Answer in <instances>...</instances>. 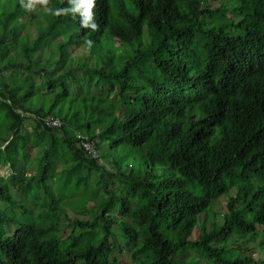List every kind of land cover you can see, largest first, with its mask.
<instances>
[{
	"label": "trees",
	"instance_id": "16d2710c",
	"mask_svg": "<svg viewBox=\"0 0 264 264\" xmlns=\"http://www.w3.org/2000/svg\"><path fill=\"white\" fill-rule=\"evenodd\" d=\"M69 7L0 0V264H264V0Z\"/></svg>",
	"mask_w": 264,
	"mask_h": 264
},
{
	"label": "clouds",
	"instance_id": "9594fccd",
	"mask_svg": "<svg viewBox=\"0 0 264 264\" xmlns=\"http://www.w3.org/2000/svg\"><path fill=\"white\" fill-rule=\"evenodd\" d=\"M95 0H70L71 7L69 8H45V11L53 13L55 15H60L61 13H76L79 12L80 16L82 17L81 19V25L83 27H89L92 29H96L98 25L96 22L93 20V13H92V8ZM22 6L25 8H33L35 7L36 3H39L41 5H47L48 0H21ZM93 41L87 40L86 44L88 46H91Z\"/></svg>",
	"mask_w": 264,
	"mask_h": 264
},
{
	"label": "built area",
	"instance_id": "2783aa9c",
	"mask_svg": "<svg viewBox=\"0 0 264 264\" xmlns=\"http://www.w3.org/2000/svg\"><path fill=\"white\" fill-rule=\"evenodd\" d=\"M47 126H51V127H58L61 125V121L60 120H50L46 122ZM80 137V136H79ZM82 138V137H81ZM81 145L83 146V149L85 150V152L92 158H96L97 155V151L96 148L94 146V144L88 139V138H84L81 141Z\"/></svg>",
	"mask_w": 264,
	"mask_h": 264
},
{
	"label": "rangeland",
	"instance_id": "374dc122",
	"mask_svg": "<svg viewBox=\"0 0 264 264\" xmlns=\"http://www.w3.org/2000/svg\"><path fill=\"white\" fill-rule=\"evenodd\" d=\"M7 173H8V170H7V167H1L0 166V175L1 176H7ZM91 186V184L90 183H88V187H90ZM234 193V191L232 190V194ZM224 203L225 202H222V204L221 205H224ZM202 219V218H201ZM121 239V241L123 242V238L121 237L120 238ZM193 251H195L194 249H192ZM189 252H191V250H188ZM196 252V251H195ZM194 255V254H193ZM195 256V255H194ZM187 257V254L185 255V258ZM261 258V257H263V255L259 252V250L257 249L256 250V252H255V254H254V258ZM175 259H182V255L180 256L179 254H177L175 257H174ZM188 260H189V258H188ZM193 262V261H192Z\"/></svg>",
	"mask_w": 264,
	"mask_h": 264
}]
</instances>
